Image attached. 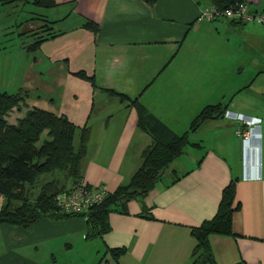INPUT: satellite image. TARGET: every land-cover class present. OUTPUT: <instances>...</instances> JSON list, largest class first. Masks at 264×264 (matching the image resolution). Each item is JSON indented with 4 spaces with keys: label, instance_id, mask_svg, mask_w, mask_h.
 <instances>
[{
    "label": "crops",
    "instance_id": "1",
    "mask_svg": "<svg viewBox=\"0 0 264 264\" xmlns=\"http://www.w3.org/2000/svg\"><path fill=\"white\" fill-rule=\"evenodd\" d=\"M54 1L34 17L36 28L46 23L53 36L32 51L17 87L26 96L7 121L35 107L86 128L79 166L85 184L110 192L126 183L150 143L136 127L135 109L107 105L113 96L100 87L136 98L173 133L164 119H178L181 96L193 107L189 119L219 102L254 120L244 127L222 114L203 122L187 135L190 144L167 175L164 169L148 193L108 213L100 237L85 238L83 217H40L27 227L0 223V264H190V228L215 214L231 180L238 204L232 234L207 236L214 263L264 264V24L196 20L208 0ZM243 2L250 12L264 9V0ZM84 20L96 22L97 32L83 28ZM196 42H205L202 52H195ZM174 63L182 69L173 71ZM77 70L93 75L96 87L68 73ZM241 129L247 133L237 134Z\"/></svg>",
    "mask_w": 264,
    "mask_h": 264
},
{
    "label": "trees",
    "instance_id": "2",
    "mask_svg": "<svg viewBox=\"0 0 264 264\" xmlns=\"http://www.w3.org/2000/svg\"><path fill=\"white\" fill-rule=\"evenodd\" d=\"M28 1L0 0V4ZM208 2L222 10L242 3L243 0ZM30 3L43 8L56 4L54 0H31ZM46 25L42 23L36 30L26 27L25 32H28L31 39L25 46L27 51H35L42 41L53 36ZM82 26L93 34L98 30V24L92 20H84ZM68 73L88 82L92 88L96 87L93 75H87L82 70ZM99 89L135 109L136 127L149 136L150 143L141 151V163L128 181L105 192L101 200L92 204L84 213L62 212L56 198L68 193L72 185L81 179L79 166L85 154L89 131L84 127L77 128L64 115L56 116L35 107L27 108L14 123H9L6 120L8 112L23 104L26 92L20 88L12 92L0 90V223L27 227L40 217L51 220L83 217L85 238L100 237L107 230L108 213L122 211L129 200L148 193L163 170L190 144L187 135L203 122L220 117L225 110V105L219 102L205 105L192 117L187 128L176 134L148 113L136 98H129L111 88ZM75 133H78L76 144ZM44 173H50L51 178L38 182V176ZM58 173H61L60 177L56 175ZM59 178L64 179L60 181ZM68 179L71 180L70 185L65 188L64 181ZM33 188H36L34 196ZM233 188L234 180H231L221 190L215 214L190 228V234L195 240L194 259L190 264H215L207 236L212 233L232 234L230 215L238 206L233 202ZM143 216L150 217L146 212ZM120 252L122 249L113 251V256Z\"/></svg>",
    "mask_w": 264,
    "mask_h": 264
},
{
    "label": "rangeland",
    "instance_id": "3",
    "mask_svg": "<svg viewBox=\"0 0 264 264\" xmlns=\"http://www.w3.org/2000/svg\"><path fill=\"white\" fill-rule=\"evenodd\" d=\"M30 2L31 0L26 3L9 5L0 4V90H5L7 92L16 90L21 78L24 76L25 69L30 68L29 64L32 61L33 52L27 51L25 48V46L31 42L28 32L25 31L27 30L26 27L29 25H32L31 29L36 28L35 25L39 23V21L29 18L39 17L38 14H41V9L43 8ZM229 40L230 42L235 40L237 44H239L240 41L239 38H232ZM199 43H194L196 46L195 52H202L201 50L204 48L205 42ZM24 55H26V57ZM259 58L260 57H258V59ZM171 69L173 71L180 70L182 69V66L174 63L171 64ZM111 99L112 100L108 102L107 105L113 106L117 103L118 99L115 97H112ZM178 103L179 104L176 107L178 108L177 110H179L176 114L178 119L170 118L168 116H165L164 119L171 124L173 130H175L177 134L183 132L187 128L192 118L189 119L191 117V112L187 113L186 111H191L193 108L184 96L178 98ZM14 112L15 110H10L6 116V120L10 121V116L15 114ZM74 138V141L76 142V137L74 136ZM181 157L183 160L186 159L184 155ZM168 169L169 168L165 169L164 175H167ZM50 175V173L41 174L38 176L37 181L42 182L48 180L51 178ZM56 175L60 177L61 173ZM59 179L60 181H63L64 178ZM32 190L34 196L36 194V188H33Z\"/></svg>",
    "mask_w": 264,
    "mask_h": 264
},
{
    "label": "built area",
    "instance_id": "4",
    "mask_svg": "<svg viewBox=\"0 0 264 264\" xmlns=\"http://www.w3.org/2000/svg\"><path fill=\"white\" fill-rule=\"evenodd\" d=\"M218 18H225L233 22H253L260 25L264 24V9L261 11L250 12L245 3H238L234 6H229L222 10L216 6L208 4L199 10L196 20L198 21H214ZM223 116L230 120L240 121L244 127L252 124L251 118L236 114L230 111H224ZM258 121V119H256ZM242 132L237 131V134L245 135L246 130L241 129ZM105 194L104 189L99 185H88L83 181L72 185L68 193L60 194L56 198L57 205L62 212L65 213H84L92 204L101 200Z\"/></svg>",
    "mask_w": 264,
    "mask_h": 264
}]
</instances>
